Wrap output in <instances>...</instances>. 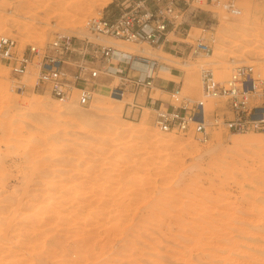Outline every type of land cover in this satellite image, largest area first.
Returning <instances> with one entry per match:
<instances>
[{"label":"rangeland","instance_id":"rangeland-1","mask_svg":"<svg viewBox=\"0 0 264 264\" xmlns=\"http://www.w3.org/2000/svg\"><path fill=\"white\" fill-rule=\"evenodd\" d=\"M124 1L0 0V35L22 46L85 37L89 18ZM177 1L183 24L162 46L105 42L156 60L157 84L193 100L203 67L223 81L252 65L264 81V0H237V17ZM198 37L207 58L191 53ZM131 102L95 93L56 117L47 107L64 103L11 93L0 67V264H264V134L216 130L203 144L159 131L148 105L132 116Z\"/></svg>","mask_w":264,"mask_h":264},{"label":"built area","instance_id":"built-area-1","mask_svg":"<svg viewBox=\"0 0 264 264\" xmlns=\"http://www.w3.org/2000/svg\"><path fill=\"white\" fill-rule=\"evenodd\" d=\"M236 1L206 0V3L237 17L241 9ZM182 14L177 0H125L121 5L114 4L109 13L89 18L84 26L89 35L85 37L57 35L44 45L22 46L15 38L0 35V67L9 71V91L18 96L43 93L58 102L85 107L95 93H104L118 101L131 96L128 106L135 108L140 92L154 87L156 61L123 51L114 58L116 48L105 40L162 46L169 28L183 24ZM191 53L207 58L211 48L198 37L191 45ZM134 61L151 63V74L140 78ZM120 64L126 71L117 72ZM199 81L202 96L198 100L183 95L178 86L160 87L167 99L165 105L159 104L154 109L159 131L189 136L203 144L216 130L264 134V81L256 67L235 66L223 81L216 78L211 68L203 67Z\"/></svg>","mask_w":264,"mask_h":264},{"label":"bare ground","instance_id":"bare-ground-1","mask_svg":"<svg viewBox=\"0 0 264 264\" xmlns=\"http://www.w3.org/2000/svg\"><path fill=\"white\" fill-rule=\"evenodd\" d=\"M262 6H264V3L262 4ZM264 9V8H263ZM88 10V9H87ZM108 44H112V43H108ZM116 50V49H115ZM144 50V49H143ZM143 50H141L140 51V53L142 52V53H144V51ZM120 52L119 51H114V54H113V57L114 58H117V57H119L120 56V54H119ZM141 56V55H140ZM158 57V56H157ZM160 60H164V59H162V56L160 57H158ZM150 59V61L152 62L153 60L151 59V58H149ZM157 59V58H156ZM156 61V60H155ZM135 63H136V61H134L133 62V66L134 67H136L135 66ZM141 63V62H140ZM142 65H144L143 63H141ZM141 66V65H140ZM110 68V70H112L113 72L115 71V68L114 67H109ZM137 68V67H136ZM142 68H143V70L145 71V73L144 74H146V75H149V74H151V72H152V64L151 63H149L148 64V66H142ZM138 69V68H137ZM142 72V71H141ZM145 76V75H144ZM144 76H142V77H144ZM142 77H140V78H142ZM72 103L73 102H66V103H64V106H61V108L59 107V109H58V107L56 108V110L55 109H49V107H47V111H48V113H49V111L50 112H52L56 117H57V114L59 115H62V114H64V113H68L69 111H71L72 109H73V105H72ZM47 105H43V107H46ZM92 108H93V110H100V107H98V106H93L92 105ZM91 108V109H92ZM51 113V115H53ZM57 113V114H56ZM49 115V114H48ZM53 115V116H54ZM92 132V131H91ZM89 133V132H88ZM81 134V133H80ZM85 134H86V132H85ZM96 134V133H95ZM90 135V134H89ZM237 135H239V134H237ZM83 136V135H82ZM217 138H218V136H217ZM243 140H245V139H243ZM242 139H241V141H243ZM224 141V140H223ZM244 142H246V140L244 141ZM244 142H240V144L241 143H244ZM250 142V141H249ZM239 143V142H238ZM246 143H248V142H246ZM31 167V166H30ZM44 170V169H43ZM38 176V175H37ZM40 181V180H39ZM48 182V181H47ZM42 187V186H41ZM44 189V188H43ZM46 189V188H45ZM45 191V190H44ZM48 191V190H47ZM33 192V191H32ZM58 193V192H57ZM50 194V193H49ZM62 194V193H61ZM39 198H41V197H39ZM61 198V197H60ZM45 199V198H44ZM48 199V198H47ZM65 199V198H64ZM68 199H70V198H68ZM18 200V199H17ZM30 202V201H29ZM79 202V201H78ZM26 203H27V201H26ZM41 203V202H40ZM57 203V202H56ZM88 203V202H87ZM23 204V203H22ZM35 206V205H34ZM43 206V205H42ZM45 206V205H44ZM45 208V207H44ZM42 210V209H41ZM44 211V210H43ZM104 213V212H103ZM106 214H107V211H106ZM40 219V218H39ZM74 219V218H73ZM40 221V220H39ZM51 222V221H50ZM49 222V223H50ZM43 223V222H42ZM99 226V225H98ZM104 226V225H103ZM91 227V226H90ZM94 228V227H93Z\"/></svg>","mask_w":264,"mask_h":264},{"label":"crops","instance_id":"crops-1","mask_svg":"<svg viewBox=\"0 0 264 264\" xmlns=\"http://www.w3.org/2000/svg\"><path fill=\"white\" fill-rule=\"evenodd\" d=\"M159 62V61H158ZM158 88V90L160 91V92H162L161 91V89H160V86L157 84V78H156V76H155V80H154V87L151 89V90H149V91H146V95H145V97H144V101H143V103H140V102H138V98H139V96L140 95H138L137 96V98H136V105H137V107H135V108H131V106H128V104H126L127 105V108L129 107L131 110H130V112H131V115L133 116V114H134V112L135 111H137L138 112V114H139V112L141 111V109L143 108V105H148L150 108H152L153 110L159 105V104H161V105H165V101L162 99V98H160V97H157V98H153V94H154V92H153V90L155 89V88ZM161 87H163V86H161ZM163 94H165L164 92H162ZM166 95V94H165ZM132 105V104H131Z\"/></svg>","mask_w":264,"mask_h":264}]
</instances>
